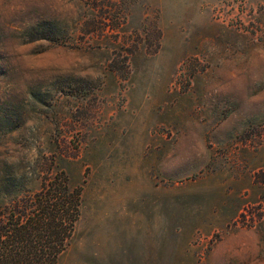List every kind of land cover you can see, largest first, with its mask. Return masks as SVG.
<instances>
[{"label": "rangeland", "instance_id": "1", "mask_svg": "<svg viewBox=\"0 0 264 264\" xmlns=\"http://www.w3.org/2000/svg\"><path fill=\"white\" fill-rule=\"evenodd\" d=\"M58 171V264H264V0H0V211Z\"/></svg>", "mask_w": 264, "mask_h": 264}, {"label": "trees", "instance_id": "2", "mask_svg": "<svg viewBox=\"0 0 264 264\" xmlns=\"http://www.w3.org/2000/svg\"><path fill=\"white\" fill-rule=\"evenodd\" d=\"M81 189L64 171L0 211V264H58L80 216Z\"/></svg>", "mask_w": 264, "mask_h": 264}]
</instances>
